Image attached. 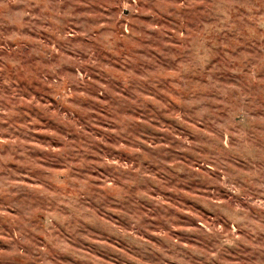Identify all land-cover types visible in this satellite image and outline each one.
Returning <instances> with one entry per match:
<instances>
[{"label": "clouds", "instance_id": "clouds-1", "mask_svg": "<svg viewBox=\"0 0 264 264\" xmlns=\"http://www.w3.org/2000/svg\"><path fill=\"white\" fill-rule=\"evenodd\" d=\"M145 13L151 23L141 19ZM30 89L45 103L30 102ZM157 95L165 103L152 99ZM50 98L58 109L67 106L71 119L53 114ZM150 103L173 115L178 107V122L194 140L150 134L157 119ZM32 109L61 121L63 134L53 137L60 147L41 150L42 159L30 143L40 125ZM256 112L264 113V0H0V196L11 202L0 208L17 209L3 213L11 229L0 228V264H48V247L59 248L63 235L82 237L85 223H103L98 213L110 214L113 204L131 229L123 234L126 244L146 243L137 233L156 226L153 216L171 231L173 221L160 215L165 205L149 195L164 184L143 165L156 159L163 173L170 150L158 141L165 138L207 169L196 175L230 192L212 205L216 220L199 229L202 248L169 240L159 257L186 264L199 255L205 264H221L229 248L243 245L249 264H264V239H258L264 234V115ZM101 123L107 127H96ZM117 148L135 163H126ZM238 161L243 167L234 166ZM10 162L37 175L41 187L10 183L7 177L16 175ZM49 164L60 170L43 167ZM53 207L58 211L43 213ZM57 225L64 229L60 237Z\"/></svg>", "mask_w": 264, "mask_h": 264}, {"label": "rangeland", "instance_id": "rangeland-1", "mask_svg": "<svg viewBox=\"0 0 264 264\" xmlns=\"http://www.w3.org/2000/svg\"><path fill=\"white\" fill-rule=\"evenodd\" d=\"M127 14V13H125ZM148 13H145L141 19L146 22L151 23L148 20ZM11 27V26H9ZM25 35L32 36V33H25ZM174 46H179L176 41H171ZM117 71H120L119 65H112ZM171 70V69H169ZM93 79H100L98 75H94ZM100 82L105 83L104 80L100 79ZM20 87H26L23 81H20ZM32 97H27L29 101L33 98L38 104L45 103V100L40 99V92L37 90H32ZM119 92V89H116ZM122 95H127L126 92L120 93ZM22 97L25 96L21 93ZM94 97L101 103H107L108 98L104 94H99L98 96L93 93ZM149 95H151L149 93ZM153 100L158 103H165L163 98L159 95L153 96ZM47 104L51 106V111L53 114L63 113L64 116H68L67 106L63 109H58L55 107V99L50 98L47 100ZM82 107H87L83 105ZM148 109L156 114L157 119L151 121L152 128L149 129L150 134L167 137L175 136L177 141L183 136L187 142H192L194 140L193 136L187 135V132L182 128L178 122V117L180 116L181 110L178 107H174L172 112L159 111L153 107L150 103ZM31 115H36L40 120V125L34 129V140L33 143L37 146L36 158L42 159L40 155L41 150H47L51 145L52 147H60L58 143L53 139L56 134H63L61 128V121L56 118H49L48 116H40L35 109L29 110ZM253 115H264V113L256 112ZM138 119H144L142 116H138ZM98 128H106V124L96 125ZM92 131V129H88ZM71 139V137H69ZM4 139H9V137H4ZM158 143H163L167 149L170 150V154L163 157L167 161L164 166L165 170L161 172V165L157 163L156 159L151 161L144 160L143 165L148 169V174L153 177V179H158L162 181L164 187L161 188L160 185H155L153 192L149 195L155 199L157 196L160 198L161 203L165 207L160 209V215L164 218H170L172 223V230L169 231L166 224L161 223V221L153 216V222L156 226H153L147 233L140 232L137 235L145 244L136 243H124L126 234L131 231L128 227L126 220L122 217L121 213L123 209L113 204L110 207V214H100V219L103 223L92 222L85 223V231L82 233V237H78L76 240H72L63 235V243L59 248L53 250L44 243H40L41 248L48 247V264H167L166 260H162L159 257V250L165 248L167 242L178 241L181 245L185 246L187 249L192 248H202V245L197 243L200 239L199 229L205 225L210 224L213 220H216L214 215V210L212 208L213 204L223 203L228 200L229 189H226L224 185L210 184L205 178L196 175V172L207 171V169H201L197 163H194V154L188 148L177 144L173 147V143H169L168 139L165 138ZM135 147V146H133ZM258 147V146H257ZM116 153L123 157L126 163H135L133 159L128 156V153L123 152L121 149L117 148ZM175 156V159L172 157ZM251 160V157H249ZM174 164H185L188 168L192 169L189 171L186 169H177L173 167ZM235 167H243L241 162H237ZM9 167L15 170V176L7 177L8 181L12 184L26 185L32 190H38L41 187L37 175L30 172H26L21 168L16 166L15 162H10ZM43 167L49 168L52 171H59L54 164L44 165ZM244 171H249L248 168L244 167ZM104 172L102 168L100 170ZM106 174V173H105ZM93 177L100 182L102 177L97 175L95 172L92 173ZM4 177L0 175V186L3 185ZM11 202L4 196H0V205H7ZM148 208H151V202L147 203ZM94 208L93 206H90ZM42 206L37 205V212H41ZM58 210L56 208H43L44 214L55 213ZM8 213L9 215L17 214V209L13 207H3L0 208V228L5 230H10L11 225L5 219L3 213ZM55 223V221H54ZM219 226L228 229L229 224L225 223L223 220L219 221ZM58 233H54L60 237V234L64 233V229L57 225ZM116 229L118 231H113ZM44 236H39L38 240L43 241ZM258 239H264V234H261ZM163 241V242H162ZM248 247L241 246L238 251L234 248H229L228 252L221 257V264H249V261L245 258L248 254ZM171 255V253L169 254ZM175 264V261L173 262ZM186 264H205L203 257L199 255H193L191 259L186 260Z\"/></svg>", "mask_w": 264, "mask_h": 264}]
</instances>
